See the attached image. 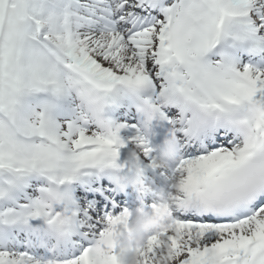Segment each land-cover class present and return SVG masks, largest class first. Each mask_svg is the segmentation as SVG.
I'll use <instances>...</instances> for the list:
<instances>
[{
	"label": "snow or ice",
	"instance_id": "obj_1",
	"mask_svg": "<svg viewBox=\"0 0 264 264\" xmlns=\"http://www.w3.org/2000/svg\"><path fill=\"white\" fill-rule=\"evenodd\" d=\"M169 143L141 264H264V0H0V264H118Z\"/></svg>",
	"mask_w": 264,
	"mask_h": 264
},
{
	"label": "clouds",
	"instance_id": "obj_2",
	"mask_svg": "<svg viewBox=\"0 0 264 264\" xmlns=\"http://www.w3.org/2000/svg\"><path fill=\"white\" fill-rule=\"evenodd\" d=\"M176 154L175 146L170 143L157 146L156 171L164 174L168 188H160L150 183L146 185L147 197L162 207L172 206L173 190H178L179 180L172 173ZM138 155L137 150L129 153L130 171L123 177L125 186L134 192L139 191L141 184L145 183L143 175L134 162ZM144 197V195H138L137 198L142 203ZM147 212L141 206L134 207L130 211L129 217L116 237L118 264H141L139 250L144 246L149 232L159 223L157 217ZM209 260L210 264H218V258L213 254H210Z\"/></svg>",
	"mask_w": 264,
	"mask_h": 264
}]
</instances>
